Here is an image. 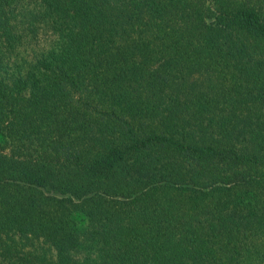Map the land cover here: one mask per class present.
I'll return each instance as SVG.
<instances>
[{
    "label": "trees",
    "instance_id": "obj_1",
    "mask_svg": "<svg viewBox=\"0 0 264 264\" xmlns=\"http://www.w3.org/2000/svg\"><path fill=\"white\" fill-rule=\"evenodd\" d=\"M25 1L0 68L58 46L0 70V264H264V0Z\"/></svg>",
    "mask_w": 264,
    "mask_h": 264
},
{
    "label": "rangeland",
    "instance_id": "obj_2",
    "mask_svg": "<svg viewBox=\"0 0 264 264\" xmlns=\"http://www.w3.org/2000/svg\"><path fill=\"white\" fill-rule=\"evenodd\" d=\"M34 6L33 0L25 1L22 5L16 8V11L24 12V9L32 8ZM38 7H35L37 10ZM22 20V14L16 16V28L20 25ZM58 46V36L56 30L53 29L50 23L42 24L38 27L36 35L31 40L28 36H23L20 39L15 49L11 51L6 65V70L0 68V70L6 71L7 73H14V70H20L25 67L29 61L36 60L46 52L55 49Z\"/></svg>",
    "mask_w": 264,
    "mask_h": 264
}]
</instances>
